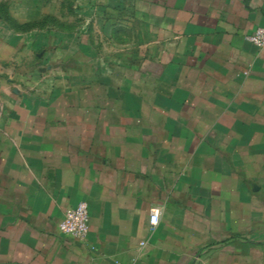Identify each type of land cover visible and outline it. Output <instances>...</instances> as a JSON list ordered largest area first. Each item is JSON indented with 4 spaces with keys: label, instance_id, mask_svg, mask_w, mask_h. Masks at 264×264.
I'll list each match as a JSON object with an SVG mask.
<instances>
[{
    "label": "crops",
    "instance_id": "1",
    "mask_svg": "<svg viewBox=\"0 0 264 264\" xmlns=\"http://www.w3.org/2000/svg\"><path fill=\"white\" fill-rule=\"evenodd\" d=\"M108 9L131 22L74 34L55 97L0 104V264H264V48L247 40L264 0ZM81 202L85 242L58 231Z\"/></svg>",
    "mask_w": 264,
    "mask_h": 264
},
{
    "label": "rangeland",
    "instance_id": "2",
    "mask_svg": "<svg viewBox=\"0 0 264 264\" xmlns=\"http://www.w3.org/2000/svg\"><path fill=\"white\" fill-rule=\"evenodd\" d=\"M108 8L109 0H0V104L23 92L55 97L72 81V64L63 60L72 39H101L104 24L131 22Z\"/></svg>",
    "mask_w": 264,
    "mask_h": 264
},
{
    "label": "built area",
    "instance_id": "3",
    "mask_svg": "<svg viewBox=\"0 0 264 264\" xmlns=\"http://www.w3.org/2000/svg\"><path fill=\"white\" fill-rule=\"evenodd\" d=\"M247 40L260 48H264V27L257 28L255 32L247 36ZM160 213L161 211L158 207L151 209L150 225L152 228L158 225ZM58 231L79 242L87 241L90 231L88 205L85 202H81L74 208L68 209L58 224Z\"/></svg>",
    "mask_w": 264,
    "mask_h": 264
}]
</instances>
